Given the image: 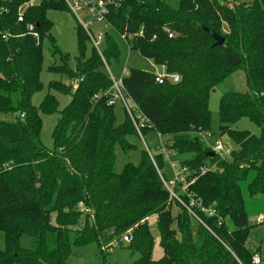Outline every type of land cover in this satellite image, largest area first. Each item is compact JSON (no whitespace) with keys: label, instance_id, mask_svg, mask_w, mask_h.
Returning a JSON list of instances; mask_svg holds the SVG:
<instances>
[{"label":"trees","instance_id":"1","mask_svg":"<svg viewBox=\"0 0 264 264\" xmlns=\"http://www.w3.org/2000/svg\"><path fill=\"white\" fill-rule=\"evenodd\" d=\"M35 1L29 6V0H0V114L14 115L13 121L0 119V264H66L73 250L92 245L100 264H108L106 249L114 244L128 254L124 264H251L257 251L247 246L252 226L241 185L253 174L248 195L264 198V0H233L232 7L224 0H178L175 8L166 0H122L107 17L130 50L178 77L177 83L157 84L154 74L129 69L121 88L134 106L132 115L139 114L142 138L155 131L171 155L190 156L181 162L195 178L187 191L212 234L182 207V214H170L164 174L158 172L161 154L150 157L144 151L139 166L126 164L114 172L115 148L129 153L134 147L127 137L138 134L124 109L117 122L108 97L94 99L113 85L101 72L102 59L106 64L118 54L109 36L104 54L92 47L87 56L83 41L88 38L79 28L74 71L62 54V65L49 68L70 80L66 87L49 86L69 95L70 103L58 111V102L47 95L39 108L31 106L41 88L44 39L53 55L58 52L46 36L51 28L46 13L67 10L62 0ZM202 27L224 44L214 46ZM237 70L243 71L247 90L224 94L218 111L219 135L237 147L226 161L215 153L207 156L214 142L199 136L210 134L211 91ZM73 80L79 82L75 89ZM56 113L53 148L47 151L40 141V114ZM242 118L259 128V136L232 129ZM207 165L215 170L202 173ZM202 208L215 215L208 217ZM151 217H156L155 232L147 224ZM190 219L199 226L195 234ZM127 231L131 240L122 245ZM154 233L163 252L158 260L152 258Z\"/></svg>","mask_w":264,"mask_h":264},{"label":"rangeland","instance_id":"2","mask_svg":"<svg viewBox=\"0 0 264 264\" xmlns=\"http://www.w3.org/2000/svg\"><path fill=\"white\" fill-rule=\"evenodd\" d=\"M3 1L6 2L8 0ZM240 1H242L243 3L251 2V0ZM34 3H36L35 0H29L28 2L29 6ZM166 3L169 6L175 8L177 6L178 0H166ZM226 5H228V3ZM46 17L51 22V28L47 32L46 36H49L54 40V45L58 49L57 51L59 53L57 52L55 55H53L52 47L49 41L47 39H44V41L42 42L41 69L39 72V82L41 84V88L38 92L32 95L30 99V104L33 108L37 109L39 108L44 98L47 95H50L54 97L55 100L58 102V111H62L70 103V96L63 95L59 92H56L55 90L49 89V86L54 83H61L63 86L66 87L69 85L70 80L65 75L61 76L57 72L51 73L49 71V68L52 66L59 67L62 65V61L60 59V55L62 54L64 56H68L67 68L70 71H74L75 58L78 53L77 41L80 27L75 18L70 14L68 10L65 9L48 11L46 13ZM90 30L94 34V36L98 34L103 37H105V35L109 36V38H111V40L116 46V50L118 53L117 58H110L108 59L109 61H107V63L105 64L113 80H121L127 74L129 69H137L154 75H161L164 73L163 69L161 67L155 66L151 60L144 59L138 54V52L130 50L127 45V42L123 40L122 36H120L112 28H105L104 25H95L90 27ZM83 43L85 47V54L89 56L90 54H92V46L90 42L86 40V38ZM105 43V38H103L100 41L99 53L96 51L97 54H104V50L106 48ZM101 72L110 77L109 73L107 72L104 66L101 67ZM71 82L74 83V87L79 84V82L76 80H73ZM246 90L247 87L245 83V75L242 70H237L236 72L227 76L219 85H217L211 91L209 95L208 108L211 116V138L209 141H207V138L199 136V139L205 143L210 142V144L213 142L214 144L220 143L225 148V151L222 153V159L226 161L231 160L230 153L235 152L237 150V147L226 136L219 135L218 111L220 99L226 93L244 92ZM114 112L116 115L117 122H121L123 118V108L119 102L115 104ZM128 117L129 119H131L129 115ZM40 118V141L45 150L51 151L53 148L52 133L58 121L59 114H40ZM0 119L5 121H13L14 115L0 114ZM232 129L244 131L256 137L260 134L259 128L246 118H242L241 120H239L232 127ZM159 140L160 139L158 137V134L155 131L147 133L142 139L136 135H129L127 137V141L134 147V149L126 154L123 153L119 147L115 148L114 172L116 174L121 173L123 167L126 164H130L134 167L139 166L142 160V153L145 151L149 156H157L161 154L163 156V171L158 172L159 174H164L163 180L165 181L173 179V170L171 168V165H176L177 168L175 169V172H178L181 168H183L181 166V162L190 159V156H179L173 154L168 158L165 157V154L162 153L163 149L159 146ZM206 167L215 170L214 166L210 167L207 165ZM252 177L253 174H250L248 180L242 183L241 185V193L244 199L245 211L247 213L249 222H253L256 218H263V223L258 225L251 224L252 228L248 232L247 242L250 243V249L252 251H257L258 254L256 253L255 255L259 257L260 264H264V198L249 197L247 192V185L251 181ZM164 190L168 193L165 187ZM177 190L180 189L177 188ZM167 205L169 208L168 210L172 216H178L179 214H182V208L177 201L171 200L168 197ZM147 224L151 232H155L156 217H151L148 220ZM189 230H191L193 234H195L197 230H199L198 224L192 219L189 220ZM153 235L155 242L152 252V258L154 260H158L163 256V252L158 245L157 234L154 233ZM123 244L125 243H122V245ZM113 246L106 249L107 252L111 254L108 258V264H124L125 262L127 263L128 254L124 253L123 250L119 249L117 247V244H114ZM0 247H3V240L1 234ZM96 254L97 251L95 249V246L93 245L82 249H75L73 250L72 255L68 258L66 264H100Z\"/></svg>","mask_w":264,"mask_h":264},{"label":"built area","instance_id":"3","mask_svg":"<svg viewBox=\"0 0 264 264\" xmlns=\"http://www.w3.org/2000/svg\"><path fill=\"white\" fill-rule=\"evenodd\" d=\"M224 1L228 3L229 7H232L233 0H224ZM62 2L65 4L67 10L75 18L79 27L83 30V32L87 36L91 46L99 53L100 41L104 37L101 36L100 34L94 36V34L90 30V27L95 26V25H104L105 28L109 27L107 17L109 16L110 11L115 10L118 7H120L122 0H62ZM28 32L30 35L33 36V38L38 40V35L33 31V26H28ZM122 38L123 40L126 41L125 37H122ZM169 38H171V35H169ZM102 61L104 63V66L107 72L110 75V72L107 69L103 59ZM110 79L113 82L111 89L94 96V99H98L102 96L108 97L107 99L108 106H113L117 102H119L122 108L130 116L131 121L136 129L138 136L142 139L141 132H140V126H139L140 124H137L136 122V116H139V114L135 116L132 115V112H136V111L131 112V108H133L134 106H132L130 100L126 97L124 91L122 90L121 80L115 81L113 80L112 77ZM154 81L157 84H163L166 81L177 83L178 77L174 75L170 76V75L163 73L161 75H158V74L155 75ZM72 86L74 87V83H72ZM158 137L160 139L159 146L163 149L162 153L165 154V157L167 158L170 157L171 154H169L168 151L165 150L163 138L159 134H158ZM204 138L209 139L211 138V135L208 134ZM210 149L212 150L213 153L218 154L221 158H222V153L225 151V148L220 143H215L212 147H210ZM171 168L173 170V179L165 181L160 176L163 186L169 193V198L171 200L177 201L178 204L182 208H184V210L187 212V214L192 219H194L197 223L201 224L206 229V231L212 234L210 229L200 221V219L197 217L196 213L194 212L193 208L195 207L196 203L193 201L192 197L188 194V191H187L189 186L194 183L195 178L194 177L189 178L188 172L186 168L184 167L181 168L178 172H175V169L177 168L176 165L175 166L171 165ZM208 170H209L208 168H204L202 169V173H205ZM177 188H179L180 190H177ZM178 193L184 194L186 196V198L188 199L186 201L187 203L183 201V199L178 195ZM197 205L199 206L200 204L197 203ZM201 211L205 213L208 217L215 215L214 211L211 208H208V209L202 208ZM85 212L89 213L88 210H85ZM257 222L260 223V220H257ZM219 225L221 224L219 223ZM130 240H131L130 231H127L123 235L122 241L124 243H129ZM251 264H260V259L257 255L253 256Z\"/></svg>","mask_w":264,"mask_h":264},{"label":"water","instance_id":"4","mask_svg":"<svg viewBox=\"0 0 264 264\" xmlns=\"http://www.w3.org/2000/svg\"><path fill=\"white\" fill-rule=\"evenodd\" d=\"M203 31L205 33H207L212 40L214 41V46L216 47H220L224 44V39L218 35H216L213 31H211L210 29L206 28V27H202ZM207 156L209 157H214V153H208Z\"/></svg>","mask_w":264,"mask_h":264},{"label":"crops","instance_id":"5","mask_svg":"<svg viewBox=\"0 0 264 264\" xmlns=\"http://www.w3.org/2000/svg\"><path fill=\"white\" fill-rule=\"evenodd\" d=\"M106 36V35H105ZM257 220H260V223L257 222ZM253 221V220H252ZM263 223V218H256L253 222H249V224L251 225H258V224H262ZM247 246L250 248V243H247ZM258 254V253H257Z\"/></svg>","mask_w":264,"mask_h":264}]
</instances>
